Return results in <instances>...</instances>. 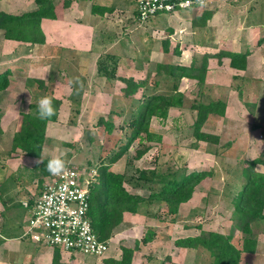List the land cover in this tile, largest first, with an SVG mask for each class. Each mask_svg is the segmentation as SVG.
Here are the masks:
<instances>
[{
	"label": "rangeland",
	"instance_id": "rangeland-1",
	"mask_svg": "<svg viewBox=\"0 0 264 264\" xmlns=\"http://www.w3.org/2000/svg\"><path fill=\"white\" fill-rule=\"evenodd\" d=\"M237 1L244 6V0H214L211 4L213 8L219 10L218 20L212 22L216 27L212 35L213 45L218 47L216 51L239 49L237 45L239 37L244 35V41L246 39L243 32L246 30L242 27L245 25L244 15L247 14L242 10L243 8L235 5ZM33 5L34 0H1L0 9L15 12ZM188 10L180 9L174 14L181 16ZM232 10L236 13L233 14L234 18L228 20L227 14ZM0 12L4 11L0 10ZM124 17L120 13L105 14L93 21L94 28L103 23L106 30L115 28L111 31H115L120 40L117 44L106 46L104 49L100 46L99 55L105 54L106 50L114 47H117V51L121 54L129 55L130 42L136 43L135 49L141 48V44L140 46L138 44L139 39L130 36L131 33L123 26ZM186 25L188 24L185 23L184 26ZM188 28V26L182 27L181 35L171 36V40L178 41L180 51H184L183 60L190 54L191 49L194 51L197 49L198 54L203 50V46L195 42L201 38L187 34V31H191ZM258 34L260 36V32H249L247 37L252 44L250 49L246 48L247 55H251L252 67L263 69L260 71L261 82L256 83L249 78L248 82L242 81L240 77L243 76V72L234 74L226 68L227 66L225 67L224 63L220 64L222 68L219 67L218 70L217 64L214 63L209 70V77L213 86L215 85L209 88L210 95L214 99H224L226 107L222 115L209 113L200 129L217 136V143L196 140L193 135L196 110L190 106L201 99L200 92L203 86L194 79L182 77L178 86V90L183 93L182 105L171 107L165 119L153 117L150 122L151 129L161 135V140L144 142L150 145V148L143 156L136 159L134 154L141 144L135 139L129 149L110 165L113 170L123 171L126 178L124 185L130 192L143 196L149 194V185L156 188L159 184L149 182H140L144 183V186L136 184L140 169H154L156 173L163 175L193 170L206 171L208 174L195 186L191 198L180 204L176 214L168 213L166 205L162 202L152 200L150 203L142 204L139 212H124L122 222L106 240L107 249L104 255L70 253L67 258L69 264H101L103 259L110 255L120 256L121 246L135 247L131 260L132 262L135 258L134 264H212L213 258L204 247L188 248L175 243L179 238L198 235L202 231L231 233L230 242L241 251L238 264H264V221L254 227L257 238L255 250L244 251L242 250L243 233L237 227L233 228L232 212L225 202L227 186L238 182L234 175L237 167L245 166V160L257 157L264 148V43H256ZM143 35V39H146L145 32ZM155 35L152 49L154 56L151 58V63L145 65L140 59V64L135 66L130 61V55L129 57L124 55L122 63L119 62L120 68H117V73L126 77L133 74L132 77L137 81L146 79L145 87H150L149 93L168 92L171 81L164 75V69L158 70L155 63L158 58L159 61H163L170 55L174 56L170 53L173 50H170L168 56L164 55L161 41L166 33ZM199 37H204L207 41L211 40L204 34H199ZM22 45L5 39L4 30L0 27V70L10 69L8 65H12V73L8 76L9 84L0 91L2 130L0 151L8 148L11 135L18 127L20 110L33 111L35 108L33 105L37 106L39 99L44 96L60 98L61 105L57 119L47 127L43 156L49 158L62 156L66 167L83 169L85 181L92 170L85 169L87 164L92 161L93 164L98 163V157L100 160L104 159L114 150L118 152L120 144L125 143L126 139L123 136L127 131L123 128L122 116L118 115L117 111L130 110L138 98H144L143 88L133 96L127 97L123 91L125 83L120 78H115L116 82H113L98 77L94 67V60L96 61L98 57L96 51H60V49L58 51L57 47L41 46L33 50L28 46L22 48ZM211 48L214 50L215 47ZM83 58L88 59L85 68H82ZM89 62L92 65L89 66ZM60 69L65 72L62 73ZM39 80L44 82L42 87L39 86ZM74 84L80 86L82 93H75L79 86ZM204 91L208 90L204 89ZM74 102L80 103V107H73ZM75 109L78 113L73 116ZM100 117L112 121L111 131H107L104 124L98 122ZM87 135L91 137V141L87 139ZM1 158L6 162L7 156L1 154L0 163ZM256 168L264 171L262 165H257ZM149 228L153 231L152 238L144 242L145 233Z\"/></svg>",
	"mask_w": 264,
	"mask_h": 264
},
{
	"label": "trees",
	"instance_id": "trees-1",
	"mask_svg": "<svg viewBox=\"0 0 264 264\" xmlns=\"http://www.w3.org/2000/svg\"><path fill=\"white\" fill-rule=\"evenodd\" d=\"M37 8L23 11L21 13L0 12V27L4 30V38L17 42H26L30 44H42L45 41V35L41 28L42 18H55V3L53 0H34ZM135 1V9H133L136 20L138 10ZM102 9L97 3L92 4L91 10L94 12L107 10ZM133 13V15H134ZM167 14L162 11L156 12L154 17ZM212 11H204L197 20L204 25L207 18L210 17ZM152 17V18H154ZM150 18L148 21H150ZM146 21V22H148ZM145 22V23H146ZM192 24H197L196 20ZM172 31V29H168ZM100 37H102L100 35ZM102 41V40H100ZM163 41V50H167V41ZM175 52L179 53L178 48ZM247 52H228L221 51L218 57L227 56L230 58V66L237 69L246 67ZM209 55L204 54L200 59L193 58L190 65L181 64H157L156 68H163L164 75L169 77L170 87L168 92L149 93L150 87L146 88V79L137 81L132 76L118 75L117 68L119 59L115 54L105 53L98 56L96 60V70L98 77L104 78L106 81L116 82L120 78L125 84L123 86L124 95L133 96L140 88L144 94V98H138L130 110L121 109L117 114L122 116L123 128L126 134L123 138L125 143L120 144V150L114 152L103 159L98 157V163L87 164L85 169L94 170V173L88 179V202L89 207L87 214L89 216L93 231L100 240L106 241L117 225L122 222L123 213L139 212L142 204L150 203L151 200L166 205L167 212L176 214L180 204L188 201L195 189V186L208 174L206 171L193 170L190 172H182L180 174L163 175L156 173L154 169L138 170L136 184L144 186V183H157L155 188L149 185V194L147 196L130 192L124 185L125 176L123 171L113 170L110 165L124 152H126L131 143L137 139L141 144L134 154V158L138 159L145 154L152 141H160L161 135L153 131L150 122L153 117L165 119L171 107L181 106L183 102V93L178 90L180 78L186 77L194 79L198 84L202 85L205 80L207 71V59ZM12 71L5 69L0 71V91L4 90L9 84V74ZM116 78V79H115ZM43 80H39V86H43ZM79 86L78 84H74ZM74 88V87H73ZM81 88H77L75 93L80 94ZM154 91V89H153ZM72 93V94H75ZM74 96V95H73ZM200 100L191 104V108L196 110L195 120L193 122V135L196 140H205L210 143H217L218 137L202 131L200 128L209 113H224L225 101L217 98L214 99L210 93L200 92ZM55 114L47 119H40L37 115L38 105H33V111H19V122L17 129L12 133L10 139V147L15 150L21 149L27 156H33L40 159L39 163L33 169V176L39 177L40 182L45 176H51L46 165L49 157L43 156L46 141V129L49 122L57 119L59 108L61 105L60 98L51 97ZM72 101V100H71ZM79 108L80 103L74 102L73 107ZM75 109L73 116L77 115ZM99 123L104 124L107 131H111L113 123L111 120L99 118ZM0 127V133H1ZM87 139L91 141V137ZM246 165L237 167L234 172L235 178L238 180L236 184L227 186V196L225 202L232 212L233 228L237 227L243 233L242 250L253 252L256 247L255 226L264 221V171L257 170V165L264 166V148L262 152L251 160H245ZM89 166V167H88ZM233 174V172H232ZM102 183V189H100ZM145 233L143 241H149L152 238V229H148ZM231 233L222 234L215 231H202L198 235L186 236L175 241L176 245L188 248H197L199 246L207 249L211 255L212 264H238L241 251L237 249L231 242ZM136 245V244H135ZM55 249L52 264L59 263V249ZM135 247L121 246L119 258L106 257L101 264H131Z\"/></svg>",
	"mask_w": 264,
	"mask_h": 264
},
{
	"label": "crops",
	"instance_id": "crops-1",
	"mask_svg": "<svg viewBox=\"0 0 264 264\" xmlns=\"http://www.w3.org/2000/svg\"><path fill=\"white\" fill-rule=\"evenodd\" d=\"M53 1L55 3L54 10L56 17H44L41 19V28L45 35L44 43L30 44L26 42H18L23 44L21 46L22 48H27L28 46L30 49L34 50L37 47L41 46L51 48L57 47L58 51L59 49L60 51L87 50L88 52L92 50L96 51L97 55L99 56L101 51L100 46L104 49V47L106 48V46H113L117 44L118 42H120V40L117 33L115 31H111V29L115 28L106 30L104 23L100 24L99 27L94 28L93 21H95L98 16H102L105 14L116 15L120 13L125 16L123 25L125 26V29H127V31L131 33L130 36H135V38L139 39V46L141 44L140 49H135L136 43L130 42L128 44L130 57L127 53L121 54L120 51H117V47H114V49L109 48L108 50H106L107 53L115 54L118 57L120 63H122L121 61L122 58H124L123 56L127 55L130 58V61L134 63L135 66L136 64H140V59L143 60L142 62L145 63V65L150 64L152 61L151 58H153L154 56L152 49L156 38L155 34L159 35L160 33H166V35H163L162 40L167 41V50H163V41H161V50L166 56H168L167 54H169L170 50H173L170 53L174 56L170 55L169 57H167L168 59L163 61H159V58L156 59L157 63H155V66H157V64H181L188 66L190 65L193 58L200 59L202 55L208 54L209 57L207 59V71L204 83L200 85L203 86V89L201 91L210 93L209 88L215 87V85L213 86V82H211L212 80L209 77V70L214 63L217 64V70L219 69V67H221L220 64L224 63L225 67L227 66L226 68L231 70V72H233L234 74L236 72V74H240V72H243V76L240 77L242 81L246 80L248 82L249 79H253V81L255 80L256 83L261 82V80H259L261 76L260 71L263 69L259 70L255 67H252V64H250L251 55H247L246 67L244 69L231 67L229 57L222 56L221 58H219L217 55L221 51L236 53L247 52V48L250 49L252 44V42H250L247 37L250 31H254V33L260 32V36L258 34L256 43H264V0H244V6L241 5L240 1H237L235 3V5L237 4L239 8H243L242 10L247 14L244 15L245 20L243 19V23H245V25L242 27L246 30L243 31L245 32L246 39L244 41V35L239 37V42H237V45H239V49H227L219 51H216L218 47L213 45L212 40V35L216 31L215 25H212L215 23L212 22H215L214 20H218L217 16L219 14V10L211 6L214 0H206L205 5L200 6L201 8H193L191 10L187 9L188 11L181 16L174 14L178 11L174 13L162 14L140 25L138 24L135 13L133 11V9H135L134 0ZM94 3H97L102 9H109L104 10L103 12H101L100 10L94 12L93 10H91V6ZM36 8L37 5L34 1L33 6L27 7L26 9L22 10H17L15 12L5 11L3 9L0 10L6 13H21L23 11H28ZM191 11L193 13H191ZM204 11H212V14L209 18H207L205 24L202 25L197 19ZM234 13H236V11L234 10L228 13L227 19L229 20L230 18H234ZM173 15L177 16L173 17ZM193 20H196L197 24L193 25ZM185 23L188 25L184 26ZM187 26L189 27L188 29H191V31L186 30L187 34H190L192 36L196 35V37L194 38H201L199 41L195 42L200 43L201 46H203V50L200 52V54H198L197 49H195V51L191 49L190 54L183 60L182 54L184 51H180L179 44L177 43L178 41L176 42V39L171 40V36H174V34L181 35L180 32L182 27L187 28ZM170 28L172 29V31H168V29ZM144 32L146 34V39H143ZM99 34L102 37L98 39ZM199 34H204L206 37L209 36V39L211 38V40L207 41L204 37H199ZM100 39H102V41H100ZM130 47H132V49H130ZM211 47H215L213 48L214 50H212ZM175 48H178L179 53L175 52ZM73 53L77 52L73 51ZM78 54L82 55L83 53L78 52ZM140 54L142 55V57ZM81 63L82 68H85L87 66L88 59L83 58ZM36 64L39 67L38 63ZM88 65L90 66L92 64L89 62ZM11 66L12 65H8V68H10V70L12 68ZM94 67L96 70L95 60ZM118 68H120V66H118ZM60 70L62 73L65 72L63 69ZM129 76H133V74H130ZM209 79L210 82H208ZM204 89H207L208 91H204ZM1 154H3V156H7V159L5 160L6 162H4L1 158L2 162L0 163V264H52L55 249L47 245L35 243L29 236L24 235V231L26 230L31 214L32 205H34L35 200L38 198V195L40 194L43 187V182L48 176H45L42 182H40L39 177L33 176V169L36 164L39 163L40 159L33 156H27L19 148H16L15 150L11 149L10 140L8 148L3 149L2 152L0 151V156ZM22 201H27L28 206L25 207L22 204ZM59 253V255H61L59 257V261L63 264H69L70 261H68L67 258L68 255H70V252L59 251ZM119 257L120 256L115 258ZM134 262L135 258H133L131 264H134Z\"/></svg>",
	"mask_w": 264,
	"mask_h": 264
},
{
	"label": "built area",
	"instance_id": "built-area-1",
	"mask_svg": "<svg viewBox=\"0 0 264 264\" xmlns=\"http://www.w3.org/2000/svg\"><path fill=\"white\" fill-rule=\"evenodd\" d=\"M138 24L154 17L156 12L174 13L205 5L206 0H136ZM80 169V168H79ZM94 173L91 170L90 176ZM83 169L65 167L61 174H52L32 205L24 235L35 243L58 247L70 253L102 256L107 241L100 240L93 228L87 209L88 179ZM84 181V182H83ZM27 207L28 202L22 201Z\"/></svg>",
	"mask_w": 264,
	"mask_h": 264
},
{
	"label": "clouds",
	"instance_id": "clouds-1",
	"mask_svg": "<svg viewBox=\"0 0 264 264\" xmlns=\"http://www.w3.org/2000/svg\"><path fill=\"white\" fill-rule=\"evenodd\" d=\"M55 114V109L51 98L44 96L38 101L37 115L40 119H47ZM48 171L51 174L58 175L61 174L65 167L66 162L62 156H53L51 157L46 165Z\"/></svg>",
	"mask_w": 264,
	"mask_h": 264
}]
</instances>
